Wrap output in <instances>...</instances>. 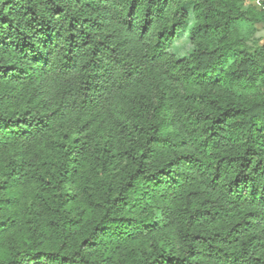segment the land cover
<instances>
[{"label":"trees","instance_id":"obj_1","mask_svg":"<svg viewBox=\"0 0 264 264\" xmlns=\"http://www.w3.org/2000/svg\"><path fill=\"white\" fill-rule=\"evenodd\" d=\"M257 23L264 0H0V264H264Z\"/></svg>","mask_w":264,"mask_h":264},{"label":"rangeland","instance_id":"obj_2","mask_svg":"<svg viewBox=\"0 0 264 264\" xmlns=\"http://www.w3.org/2000/svg\"><path fill=\"white\" fill-rule=\"evenodd\" d=\"M260 0H245V8L248 6H258ZM189 18L186 20L181 31L177 37L171 41L169 45V51L178 58H186L192 50V46L189 41V31L192 27V16L190 6H187ZM251 41L258 43V45H264V24L257 23L254 25V30L251 35Z\"/></svg>","mask_w":264,"mask_h":264}]
</instances>
